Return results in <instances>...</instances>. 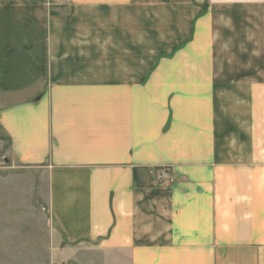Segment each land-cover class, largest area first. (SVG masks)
<instances>
[{
  "label": "crops",
  "instance_id": "1",
  "mask_svg": "<svg viewBox=\"0 0 264 264\" xmlns=\"http://www.w3.org/2000/svg\"><path fill=\"white\" fill-rule=\"evenodd\" d=\"M55 1L0 0V160L67 250L264 264V0Z\"/></svg>",
  "mask_w": 264,
  "mask_h": 264
},
{
  "label": "rangeland",
  "instance_id": "2",
  "mask_svg": "<svg viewBox=\"0 0 264 264\" xmlns=\"http://www.w3.org/2000/svg\"><path fill=\"white\" fill-rule=\"evenodd\" d=\"M8 167L0 160V264H114L115 255L101 250H67L47 207V185L39 170L15 168L13 174Z\"/></svg>",
  "mask_w": 264,
  "mask_h": 264
},
{
  "label": "built area",
  "instance_id": "3",
  "mask_svg": "<svg viewBox=\"0 0 264 264\" xmlns=\"http://www.w3.org/2000/svg\"><path fill=\"white\" fill-rule=\"evenodd\" d=\"M157 177L160 181H166L168 184L175 182L174 174L169 167H162L158 170Z\"/></svg>",
  "mask_w": 264,
  "mask_h": 264
}]
</instances>
